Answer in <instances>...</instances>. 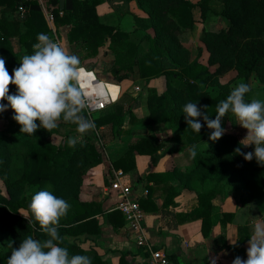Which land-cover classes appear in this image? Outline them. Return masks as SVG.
I'll return each instance as SVG.
<instances>
[{
	"label": "trees",
	"instance_id": "trees-1",
	"mask_svg": "<svg viewBox=\"0 0 264 264\" xmlns=\"http://www.w3.org/2000/svg\"><path fill=\"white\" fill-rule=\"evenodd\" d=\"M87 1L90 6L85 10L89 12L94 10L93 6L97 7L114 0ZM134 1H138L150 15L147 17L132 15L130 6ZM74 2L77 7L73 11H63V15L60 14L61 10L58 7L52 9L56 26L71 25L68 33L70 42L81 44L88 51L92 50L95 53L108 38L114 47L115 44L119 45L121 37L127 35L116 27L100 21H89L90 19H85V16L79 19L76 10L80 3L75 0ZM220 3L221 11L217 13L228 20L229 26L226 30L209 31L204 38L210 52L211 65H219L214 72L199 62L184 65L180 72L169 71L166 49L161 43L147 34L145 39L150 41V50L144 52L143 39H137L143 31L147 32L154 28L155 23L162 20L156 6L171 22H175L177 29H193L197 23V9L204 20L210 12H216L210 6V0H203L199 5L186 0H119V4L115 5L118 20L122 22L126 16L132 15L136 27L131 34L132 39L125 44V52L118 51L116 54L115 64L124 58H133L132 64L112 70L116 84L131 78L135 64L138 65L140 76L143 78L164 77L168 82V88L161 94L152 89L148 95L150 115L147 122L156 126L165 125L168 129H180L172 137V142L181 146V150L176 152L178 156L172 168L166 172H150L146 175L149 195L140 201L141 206L146 212L157 211L158 205L154 197L162 195L163 207L167 208L175 203L180 190L194 191L197 195L196 204L188 215L202 220V233L205 237L210 235L214 225V200L221 186L237 191L244 189L243 199L256 201L261 211H264V166L258 165L255 159L251 162L245 161L242 155L235 152L237 147H241V140L236 135L225 133L221 139L212 142L209 140L211 130L207 128L202 118L200 122L203 127L200 133H196L188 128L184 117L183 106L193 102L197 103L202 113L207 112L209 117L215 118L217 105L227 98L230 90L225 87L213 95L205 86L214 84L216 78L231 69H235L251 89L245 96L246 102L253 99L251 95L254 93L252 87L254 75L260 76L264 81V0H220ZM37 4V1L0 0V6L4 8L0 17V57L5 59L9 74L16 68L17 59L32 54L33 45L38 42L37 35L40 33L48 35L51 31L45 13L42 10L31 9ZM20 6L28 9L22 17L23 20L21 15L10 19V15H15ZM22 23L26 28L23 33ZM16 36L21 46L26 48L25 52L23 48L19 52L15 50L12 39ZM127 70L128 72L121 73ZM15 93L16 88L13 85L9 94ZM124 102L119 99L102 111L93 120L95 127L106 126L114 135L121 134L127 115L135 108L133 104L126 107ZM6 103L7 101L4 104ZM13 115L11 108L0 113V121L9 122L0 127V178L9 195L4 196L0 191V231L4 235V239H0V244L6 242V235L11 241H15L14 247H18L29 235L40 240L47 238L32 216L29 204L32 195L37 191L48 190L70 205L67 215L59 222L61 246L68 249L70 256L89 255L92 264H108L93 248L88 254L84 247L89 237L101 233L98 216L104 214L103 204L82 201L80 195L85 176L103 163L102 151L87 138L84 142H77L74 147L68 146V137L64 144L56 145L47 138L45 134L48 132L42 128L33 136L21 134L20 125L12 119ZM81 115L87 113L83 110ZM231 116L233 114L229 112L223 118V128H226ZM100 136L103 140L102 134ZM193 145L197 146L195 157L190 153ZM201 146L205 149L202 150ZM164 148L165 144L154 137L140 138L129 145V149L122 157L112 162L111 172L113 169L122 170L126 174L135 172L137 154L154 158L163 152ZM253 151V146L241 147L243 153ZM233 216L232 213L223 215L229 221ZM108 218L114 226L125 225V218L118 210L110 212ZM247 230V226L240 228V244L248 241L249 237L244 235ZM10 253L11 249L0 251V264H7ZM138 254H141L140 249ZM119 264H130L128 254L121 255Z\"/></svg>",
	"mask_w": 264,
	"mask_h": 264
},
{
	"label": "clouds",
	"instance_id": "clouds-1",
	"mask_svg": "<svg viewBox=\"0 0 264 264\" xmlns=\"http://www.w3.org/2000/svg\"><path fill=\"white\" fill-rule=\"evenodd\" d=\"M37 41L32 54L24 55L12 74L7 70L5 59L0 57V113L11 108L12 119L20 125L21 134L29 136L40 128L50 132L61 120L75 124L79 136L67 141L69 147H74L84 134L94 129V122L81 113L88 106V97L102 96L105 85L94 83L95 76L81 66L78 56L70 54L47 34H38ZM13 85L16 93L9 94ZM250 91L248 84L238 83L217 105L214 119L207 112L202 113L193 102L186 103L183 112L188 128L196 133H200L203 127L200 119H203L211 130L209 140L212 142L225 134L222 121L231 112L238 125L247 130V135L240 141L241 147L254 146L253 152L243 153L241 147L235 152L245 161L255 159L258 165L264 166V101L252 99L246 102L245 96ZM196 147L193 145L190 149L192 157L196 155ZM29 209L47 238L40 240L29 235L18 247L13 246L15 241H8L7 248L11 253L7 264H92L91 257L70 256L68 249L61 246L58 227L70 209L67 201L48 190H40L32 195ZM246 256V260L235 257L232 264H264V219L257 220L253 227Z\"/></svg>",
	"mask_w": 264,
	"mask_h": 264
},
{
	"label": "rangeland",
	"instance_id": "rangeland-1",
	"mask_svg": "<svg viewBox=\"0 0 264 264\" xmlns=\"http://www.w3.org/2000/svg\"><path fill=\"white\" fill-rule=\"evenodd\" d=\"M75 1H78L80 3V7H78L76 10V14L80 16L79 19H82L81 16H85V19H90L89 21H100L104 24L116 27L123 33L127 34L121 37V42L119 43V45L117 46L115 44L114 47L111 46L112 44L111 40L108 38L106 43L103 46L99 47L97 51H95V53L92 52V50L88 51L85 47H82L81 44L72 43L69 41L70 50H68V52L70 51L71 54L78 56L81 62V66L85 67L89 71L91 70L94 71L98 79L103 82L106 81V82L116 83V77L112 70L114 68L118 69L119 66H127L133 63V58L129 57V58H124L121 60V62L119 63L117 62L118 64H115L117 52L118 51L125 52L124 49L125 44L132 39L131 34L136 28L134 23V18L132 15L147 17L150 14L143 7L140 6L138 1H134L131 3L130 6L132 15L131 16L128 15L123 22H120L116 16V11H115V5L119 4V0H114L113 2L102 4L105 5L103 6L104 14L102 18L99 16L97 12L98 6L97 7L93 6L92 8L94 10L87 12L85 8L90 6L87 0H75ZM186 1H190L194 4L199 5L203 0H186ZM210 6H212L216 10V12H210L206 20L202 18L201 13L197 9L196 11L197 23L193 29L190 28L177 29L175 22H171L168 16L163 11H161L159 7L156 6V8L160 11L162 15V20L156 22L154 28L148 30L147 32L143 31L137 37L138 40L143 39L142 43L144 47V52L150 50V41L145 39V36L148 34L150 35V37L157 39L161 43V46L166 49V57L169 61L167 67L169 71L171 70V71L180 72V70L184 65L191 64L194 62H199L209 67L211 72L216 71L219 65L218 64L211 65L210 52L207 49V45L205 43L204 38L206 37L205 36L206 33L209 31L226 30L229 26V22L223 15L217 13L221 11L220 0H210ZM21 19L23 20L22 16ZM56 28H59V26H57ZM50 38L54 42L60 44L58 40L53 39L51 36ZM15 43L16 46L18 47L17 52H19V50H21L22 48L23 51L25 52L26 48L24 46L23 47L19 46L18 44L19 40H16ZM60 46L64 47L62 41ZM20 60L21 59H17V62H20ZM124 72H128V70L122 71L121 73ZM240 82L244 83V79L238 75V72L235 69H231L228 72H226L224 75H221L218 78H216V82L214 84H208L207 86H205V89L209 90L213 95H216L225 87H228L229 90L231 91ZM167 83H168L167 80L162 76H155L152 78L141 77L139 72V67L138 65L135 64L134 70L131 73V78L124 80L122 83L118 84L120 88H113L112 90H109V91H120L119 99L125 101L124 102L125 106L127 107L128 105L133 104L135 105L136 108V109L134 108L133 111L127 115L121 134L114 135L111 129L106 126L100 127L101 130L103 129V132H101L99 128L94 127V129L84 134L83 137L78 140V142H84L86 138L91 139L92 142L97 146V148L103 151L105 160L107 161L110 160L114 162L118 158L122 157L125 154V152L129 149V145L135 143L138 139L143 137H154L165 144V148L163 152H165V155L167 157H170L171 155L169 151H177L175 150V144L172 142V137L175 134H177L180 131V129L179 128L168 129V127L165 125L156 126V125H151L147 122V117L150 115V111L147 104L148 95L150 91L153 89L161 94L168 88ZM252 87L254 88V93L251 95V97H253V99H258V100L264 99V81L260 79V76L256 74L254 75L252 79ZM5 102L6 101H3V103ZM111 105L107 106L106 109ZM84 111L87 113L86 109H84ZM100 113H96L94 115V119L98 117ZM84 117L92 121L88 117V115H84ZM8 123H9L8 120L0 121V127H2L4 124L7 125ZM76 127L77 126L75 124L65 123L61 121L56 129L51 130V132H48L45 135L56 145L64 144L66 137L70 138V137L79 136V134L76 132ZM225 129H226L225 133L234 134L240 140H242L247 135V130L243 129L241 126L238 125V122L234 116H231V119L228 122ZM97 130L100 131V135L102 134V137L104 139L103 142H101L97 138ZM118 145H124L123 147L124 152L122 153V155L120 153L116 155V153L118 152V149L116 147ZM113 148H114V152H113ZM201 149L203 150L205 149V147L201 146ZM111 153L113 154L111 155ZM137 155L145 156L150 159L152 158L147 155H140V154ZM137 155H136V162L138 158ZM105 160L103 159V163L105 162ZM147 160L149 159H146V161L144 162L145 165L148 163ZM170 164L171 162L168 163L167 165L168 168L172 167ZM111 173L113 175V172ZM137 173L138 171L135 170V172H131L129 174L131 177L130 180H127L128 183H131L132 185H140L141 180H139L140 176ZM89 174L85 176L84 181L85 180L86 182L90 181ZM146 175L147 174H145V176ZM94 176L96 177V175ZM96 178L97 179L94 178L95 182L98 181L99 179V181H103L104 183L108 184L109 180H107V177L104 173V168L103 170H101V173L97 174ZM85 186L84 188L83 185L81 186L80 193L81 191L82 192L85 191L86 187H88ZM209 187L210 185L207 186V188ZM0 191L3 193L4 196L7 197L9 196L6 186L1 178H0ZM181 192L182 190H180V195L183 193ZM243 192H245L244 189L241 191H237L234 188L221 186L217 190V195L219 193L222 195V197L234 195L235 199L239 203V206H246L249 208H253L257 211H261L259 204L256 201L255 202L252 200L245 201V199H243V195H242ZM156 198L162 199V195H159ZM215 201L216 199L214 200V205L216 203ZM159 204L163 206V204L161 203ZM260 213H264V211H261ZM3 237L4 235L0 231V239L1 240L4 239ZM6 238H7L6 242L3 241L2 245L0 244V251L4 252L9 249L7 248V242L10 241V238L7 235ZM91 248L86 246L85 250L88 251V254L91 253L90 250Z\"/></svg>",
	"mask_w": 264,
	"mask_h": 264
},
{
	"label": "crops",
	"instance_id": "crops-1",
	"mask_svg": "<svg viewBox=\"0 0 264 264\" xmlns=\"http://www.w3.org/2000/svg\"><path fill=\"white\" fill-rule=\"evenodd\" d=\"M103 6L105 5L98 6L97 8V12L101 18L104 14ZM76 7V3L74 2V9ZM3 10L4 8L0 6V17L3 15ZM42 11L45 13L43 8ZM16 15H20L19 9L16 11L15 15H10V19H13ZM48 23L51 28L49 35L53 39L58 40L60 44L62 41L64 48L67 51L70 50L68 33L71 25L59 26V28H56L57 26L54 23H50L49 21ZM25 30L26 28L22 23V33L25 32ZM12 40L13 45L16 48L15 50L18 51L15 41L19 40V38L16 36ZM18 44L21 46L20 42ZM69 53L71 54L70 51ZM18 63L19 62H16V68L19 67ZM83 68L87 70L85 67ZM87 71L92 72V70ZM93 74L98 82H103L96 77L95 72ZM103 83L110 84L111 86L104 87L102 97L108 94L116 100L120 91L109 90L120 88L119 85L106 81ZM99 129L101 130V128ZM101 132H103V129ZM103 141L104 139L102 142ZM123 147L124 145H118L116 147L118 149L116 155L119 153L122 155L124 152ZM175 150L177 151H169L171 155L170 157H167L165 152H160V154L153 158V160L152 158L150 159L145 156L137 155V174L140 176V185L149 190L147 185L149 183L145 174L150 172H166L171 169L172 167L168 168L167 165L171 162L170 165L173 166V162L178 156L176 152L180 151L181 147L175 144ZM112 154L113 153H111V155ZM102 156L105 160L104 155ZM146 159H149L147 160L149 163H147L148 165L144 164ZM103 168L107 180H109L108 184L99 181V179L96 182L94 180V178L97 179V174L101 173ZM111 169L112 161L105 160L104 163L100 164L90 172V181L86 182L85 180L83 182V188L85 185L88 187L85 186V191H81V200L85 202L95 201L102 203L104 209V214L98 216L101 223V233L89 237L87 242L89 244H86L84 247L86 249V246L90 248L92 246V248L97 251L108 264H119L120 257L123 253L128 254L130 264H142V262H144V256L138 254L139 248L135 243L134 237L128 233L125 225L114 226L108 218L109 213L114 211L117 205V199L114 193L110 191L111 182L113 180ZM124 174L125 180H130L131 176L126 173ZM94 175H96V177ZM151 185L152 184H150V186ZM182 192V194L176 199V203L167 208H164L159 204H163V198L157 199V196L154 197L158 205V210L146 212V232L155 247L165 250L171 256L175 264H232L233 259L237 256L246 260L248 241L243 244L239 243L240 228L247 226L248 230L244 235H247L250 238L255 223L257 220L264 219V213H260L261 211L246 206H239L234 195L222 197L219 193L215 201L214 225L210 235L205 237L202 233V220L191 218L188 215L195 207L196 193L185 189H182ZM224 213L234 214L232 220L229 221V219L224 218Z\"/></svg>",
	"mask_w": 264,
	"mask_h": 264
},
{
	"label": "built area",
	"instance_id": "built-area-1",
	"mask_svg": "<svg viewBox=\"0 0 264 264\" xmlns=\"http://www.w3.org/2000/svg\"><path fill=\"white\" fill-rule=\"evenodd\" d=\"M25 2L37 1L45 13L47 20L54 23V7L48 6L47 0H24ZM28 9L25 6L19 7V13L22 17L25 16ZM63 15V11L60 13ZM50 37V35L48 34ZM93 72V71H92ZM94 73V72H93ZM120 87V86H119ZM116 100L110 95L104 96H89L88 106L85 108L88 117L93 121L94 115L106 109L107 106L114 104ZM97 138L102 142L100 131L97 130ZM113 180L111 182L110 191H112L117 199L115 210L120 211L125 218V227L130 235L135 239L137 247L141 250V255L144 256L142 264H175L171 256L163 249L156 248L154 243L148 236L145 228L147 218L146 211L141 206V200L149 195V190L142 185H132L125 180V174L122 170H112Z\"/></svg>",
	"mask_w": 264,
	"mask_h": 264
},
{
	"label": "water",
	"instance_id": "water-1",
	"mask_svg": "<svg viewBox=\"0 0 264 264\" xmlns=\"http://www.w3.org/2000/svg\"><path fill=\"white\" fill-rule=\"evenodd\" d=\"M48 6L58 7L61 11H73L74 1L73 0H52L48 3ZM32 10L40 11L42 7L40 5H33Z\"/></svg>",
	"mask_w": 264,
	"mask_h": 264
},
{
	"label": "bare ground",
	"instance_id": "bare-ground-1",
	"mask_svg": "<svg viewBox=\"0 0 264 264\" xmlns=\"http://www.w3.org/2000/svg\"><path fill=\"white\" fill-rule=\"evenodd\" d=\"M87 71V70H86ZM92 73V72H91ZM94 75V74H93ZM97 77V76H96ZM94 83H99L96 79H95V81H94ZM104 85H105V87H109V86H111L110 84H105V83H103ZM111 96V95H110ZM102 97V96H101ZM112 98V97H111ZM113 99V98H112ZM103 100H104V96H103Z\"/></svg>",
	"mask_w": 264,
	"mask_h": 264
}]
</instances>
